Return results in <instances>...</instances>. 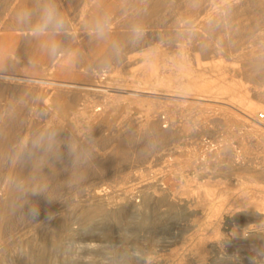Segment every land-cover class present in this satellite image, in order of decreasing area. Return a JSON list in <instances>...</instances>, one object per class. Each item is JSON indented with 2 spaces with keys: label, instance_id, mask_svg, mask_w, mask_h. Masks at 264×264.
<instances>
[{
  "label": "bare ground",
  "instance_id": "6f19581e",
  "mask_svg": "<svg viewBox=\"0 0 264 264\" xmlns=\"http://www.w3.org/2000/svg\"><path fill=\"white\" fill-rule=\"evenodd\" d=\"M30 2L0 0V60L40 73L0 72V264H48L75 223L128 224L137 211L151 228L175 212L184 220L180 233L200 230L170 264H247L246 252L264 264V0H58L72 22L66 43L79 53L62 61L42 55L15 23L16 9ZM103 14L121 42L118 57L110 40L89 35L87 26ZM133 25L146 30L138 43L129 39ZM175 42L179 53L170 59L164 47ZM107 64L113 67L103 70ZM127 68L131 77L123 76ZM132 108L145 115L136 128L135 117L123 129L113 124L115 112ZM191 112L206 122L192 125ZM111 124L115 130L102 134ZM47 128L82 144L84 162L73 165L66 154L21 158L18 149ZM150 133H158V146L146 152ZM143 164L138 182L132 169ZM116 186L124 196L109 207ZM62 202L69 207L55 214ZM156 237L149 258L166 262L167 244ZM96 243L79 248L98 257Z\"/></svg>",
  "mask_w": 264,
  "mask_h": 264
},
{
  "label": "rangeland",
  "instance_id": "374dc122",
  "mask_svg": "<svg viewBox=\"0 0 264 264\" xmlns=\"http://www.w3.org/2000/svg\"><path fill=\"white\" fill-rule=\"evenodd\" d=\"M78 19L79 18H77V19L75 18V20H76L75 22H78ZM177 43H179V42H175V43H173L171 45H167V47H164L165 50H167L166 52H167V55H168V57L170 59L175 58L178 55V53H179L177 51L178 50ZM195 53H196V51L189 50V52H188L189 57L190 58L191 57L194 58V56H195L194 54ZM5 64H6V66H5ZM7 64H8V62L3 61V60H0V72L2 70V72L4 73V71H5V75L6 74H12L14 71H16V72L19 71L20 74L21 73L22 74L23 73L27 74L26 72H31L32 74L34 73L35 76H37V74H39L38 76H40L39 71L35 70V68H33V66L30 65V64H28V65H22V66L20 65L19 66L20 69H22V67L24 66L23 67V70H21V71H20L19 67L18 68L16 67V70H15L14 65H12V64H8L7 65ZM29 65H30V67H28ZM110 67L112 68L113 65L107 64L102 69L103 70H106L108 68L111 69ZM24 69H26V70H24ZM12 70H13V72H12ZM27 70H29V71H27ZM132 70H134V69L133 68H130V69L127 68V70L126 69L123 70L122 71L123 76H125V77H131L132 74H133V71ZM16 72H14V73H16ZM19 72H17V73H19ZM29 74L30 73H28V75ZM2 75H4V74H2ZM247 84L252 85V83H250V82H248ZM86 94L89 97H95L96 95H98V93H95V92H87ZM0 103H1V100H0ZM139 110L140 109H138V108H132L131 110H129L131 112L128 111V112L124 113L125 110H123V112L121 111V113H120V111L118 113L115 112V115L114 116H116L117 114L118 115L116 117H114L115 122H113V124H115V123L118 124V122H121L122 124L119 123V125H121L122 126V129H123V127L126 128L127 125H128L127 124L128 122H126V118H128V119L130 118V119H132L134 121V117H135V120L137 118V121L136 122L134 121V123H133L134 126L132 125L133 127H135L136 126L135 123H138L139 121H141L145 117V115L143 114L144 112H142L140 110V113H139ZM122 113L123 114H126V115H123ZM133 114L134 115L137 114V115L136 116H133ZM165 115L166 114H164V115L162 114V117H163L162 120L165 119L164 118ZM188 115L185 117V119L186 118H187V120L191 119L192 121L195 119L194 121H197V123L193 121V122H191V124L193 125V123H194V126H196L197 128L200 127L202 125V123L204 124L206 122V121H203L202 122V120H199V117H198V115H196L195 112H191V114L188 113ZM124 116H126V117L124 118ZM189 117H193V119L192 118H189ZM123 118H124V120H123ZM165 123L167 124L169 122H164L163 124H165ZM195 123L197 125H195ZM113 124L106 125L105 126L106 128L104 127L103 128L104 131H102L101 133L102 134L103 133L105 134V133H108V132L110 133L111 131H114L115 129H113V127L116 128V126H115L116 124L115 125H113ZM110 126H111V128H110ZM111 129H113V130H111ZM222 134H223V132H221V135ZM204 137H208L209 138V135L208 136L205 135ZM185 138H183V139H185ZM146 165L147 164H145V165L143 164L141 166L139 165V166H137V167H135V168L132 169L133 172H135V174H137V177L138 178H137L136 181H138V179H139V181H141L143 179L141 177V175H143V173H142V172H144L143 170H145V172H147V170L145 168ZM136 171H138L139 173L136 172ZM140 178H142V179H140ZM111 189H112V193H110V194L113 195L114 192H116L115 193L116 195L115 194L113 196L110 195L111 196V197H109L110 199L112 197L115 198V199H113V198L111 199V201H113L114 203L113 202H112L113 204L112 203H109L108 204L109 207L110 206L112 207V205L120 202L122 200V197L124 196V195L121 194L122 193V190L119 189V186H116V188L113 187ZM113 189H114V191H113ZM173 189L175 190V189H177V187L174 186ZM119 190L121 191L120 194H119ZM132 192H131V196H132V194L134 196L136 195L135 197H136L137 201L139 199H141V196H139V194L143 193V191H139V189H136V190H133ZM117 194L118 195H121L120 196L121 198ZM134 196H133V198H134ZM78 198H80V197H78ZM116 199H118V200H116ZM62 206H64V207H62ZM66 207L68 208L69 205H67L65 203L63 204V202H62V203H60L57 206L56 211L54 213L56 214V213H59V212H61L63 210H66ZM173 213L170 214L171 218L169 217L168 214L165 215L166 217L164 216L165 219H168L169 218L168 221H166L164 219V217H163V219L166 221L165 222L166 223L165 226H164V220L162 219V223L159 224V226L157 225L155 228H151L150 225H145V224H141L140 223L141 217H142V213L140 211L139 212L137 211V212L132 213L131 215H129L130 218H128V224L123 223V224L115 225L110 220L101 219V218H97L91 224H82L81 225L79 223H75L74 224V226L76 227L75 233H73L72 235H66L63 238V245H64V247H60V246H58L56 248L54 247L53 250H51V252L49 251V254L55 255V258L56 259L53 258V257H51L53 255L50 256V255L47 254V256H48V258L50 257V259L53 258L55 260V263L56 264H57V262H58V264H69L70 262H71L70 264H72V260L71 259H73V260L76 259L75 262L73 261V263H75V264H79V263L80 264H125V260L123 258H120L119 259V255L122 254V253H129V254H131L135 258L134 259V264H149V263L150 264H170L172 262V260L174 259V257L172 255H170V254L171 253H174L175 254V253L189 251L195 245V243L197 241L196 236L200 232V230H199V232L198 231H194V230H196V228H194V229H189L188 231H186L187 229H185L186 232L180 233L179 231H181L180 229H182V226H181L182 224L180 225V229H178L179 228L178 226H179L180 222L182 223V220L183 219L182 218H179L178 216L177 217L179 219L177 217L175 218L174 215H176V214H175V212H173ZM178 222H179V224H178ZM183 222H184V220H183ZM160 225H161V227L164 226V227L160 228V229H163V230H160L159 229ZM165 227H166L167 231H166ZM23 230L20 233L21 234H24L25 233L26 234L25 237L30 234V232H29L30 229L29 228H25ZM156 233H158V234H156ZM154 235L155 236H158V237H156V240H160L162 242L164 241V243L167 244V246L164 247V249H165L164 251L165 252L162 251L163 253H168L166 262L158 263V262L154 261V259H151L152 258V255H153V249H154L153 248L154 245L152 243V242H154L152 240H155V236ZM152 236H153L154 239L152 238ZM157 238H159V239H157ZM92 239L95 242H97L96 244L100 243V245H99L100 247L98 246L99 249L102 248V252L101 253L100 252L98 253L99 254L98 257H96L97 255L94 256V257H91V255L89 256V254H87L86 252L84 253V250L85 249H83V248L80 249L79 248L80 246H82L81 245L82 243H88V242H90V240L93 241ZM20 245H17L16 246V249L17 250H19L21 248ZM158 248H160V247H158ZM80 251L83 252V253H80ZM99 251H101V250H99ZM11 253L12 252L9 253L10 256L12 255ZM80 254H82V256L86 255L88 258L90 257L91 259L89 260L88 258H86V259H88V261L86 259H82V258H84L86 256L82 257V256H80ZM249 254H253V253H247L246 252V254L244 255L243 258H244L245 262L247 260V262H248V263L246 262L247 264H252L253 263L252 262L253 261L252 260V257L255 254H253V256L251 255L252 257ZM77 257H78V259H77ZM149 257H151V258H149ZM13 258H14V256H13ZM53 259H52V261L48 259V261L50 262V263L48 262V264H52L54 262ZM62 259H63V261H62ZM78 260L80 261L79 263H77ZM91 260H93V263H92ZM81 261H83V263H81ZM89 261H90V263H89ZM55 263H53V264H55Z\"/></svg>",
  "mask_w": 264,
  "mask_h": 264
},
{
  "label": "clouds",
  "instance_id": "9594fccd",
  "mask_svg": "<svg viewBox=\"0 0 264 264\" xmlns=\"http://www.w3.org/2000/svg\"><path fill=\"white\" fill-rule=\"evenodd\" d=\"M15 23L26 30L27 34L36 42L40 53L52 61L68 59L72 54L73 59L79 53L74 48H69L67 40L74 38L72 22L59 6L58 0H31L27 5L20 6L15 11ZM111 17L103 14L96 17L88 27L89 35L98 41L110 40L111 54L119 56L122 52L121 42L112 37ZM145 29L133 25L130 29L129 39L138 43L145 37ZM153 49L149 54H154ZM158 133H150L144 137V150H155ZM21 158H35L39 155L59 156L65 154L73 165L84 162L87 157L85 147L75 140L62 141L60 133L55 128L38 129L34 131L31 140L18 149ZM33 213L37 210L32 209ZM125 264H134V257L129 253H122ZM253 264H257V255L252 257Z\"/></svg>",
  "mask_w": 264,
  "mask_h": 264
}]
</instances>
